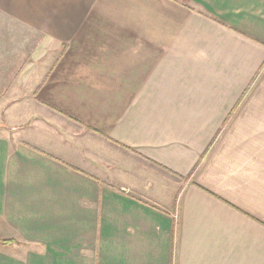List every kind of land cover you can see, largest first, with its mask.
Here are the masks:
<instances>
[{
    "label": "crops",
    "instance_id": "1",
    "mask_svg": "<svg viewBox=\"0 0 264 264\" xmlns=\"http://www.w3.org/2000/svg\"><path fill=\"white\" fill-rule=\"evenodd\" d=\"M0 264H264V0H0Z\"/></svg>",
    "mask_w": 264,
    "mask_h": 264
},
{
    "label": "trees",
    "instance_id": "2",
    "mask_svg": "<svg viewBox=\"0 0 264 264\" xmlns=\"http://www.w3.org/2000/svg\"><path fill=\"white\" fill-rule=\"evenodd\" d=\"M10 242H12V241H10V240H1L0 241V244H8Z\"/></svg>",
    "mask_w": 264,
    "mask_h": 264
}]
</instances>
